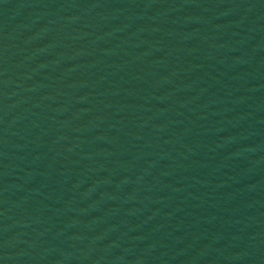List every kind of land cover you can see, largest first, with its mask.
I'll use <instances>...</instances> for the list:
<instances>
[{
    "label": "water",
    "instance_id": "95a60500",
    "mask_svg": "<svg viewBox=\"0 0 264 264\" xmlns=\"http://www.w3.org/2000/svg\"><path fill=\"white\" fill-rule=\"evenodd\" d=\"M0 264H264V0H0Z\"/></svg>",
    "mask_w": 264,
    "mask_h": 264
}]
</instances>
